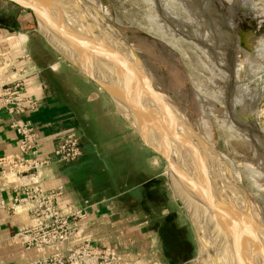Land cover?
Returning a JSON list of instances; mask_svg holds the SVG:
<instances>
[{
    "label": "rangeland",
    "instance_id": "rangeland-1",
    "mask_svg": "<svg viewBox=\"0 0 264 264\" xmlns=\"http://www.w3.org/2000/svg\"><path fill=\"white\" fill-rule=\"evenodd\" d=\"M71 1L65 2L70 15L74 19L78 17L76 21L100 42L118 46L124 49L123 55L128 60L146 65L152 76L153 92L163 97L164 102L169 100L174 105L175 113L174 110L172 113L179 117L175 120L180 123L176 127L178 129L174 131L159 118V129H151L171 151L176 150L177 145L182 150L178 149L182 154L179 159L184 172L181 180L188 184L186 181L189 179L201 195L197 197L204 214L202 235L210 247L208 254L211 256L212 250V256L220 259L224 255L218 258L216 253L228 252V258L219 260L221 264H228L226 260L235 261L232 254L235 251L242 257L253 253L256 260L253 259L257 261L254 263L264 264V0H145V3H141L144 0H100L101 5H93L86 0L100 11L81 0ZM46 2L49 3L48 0ZM20 7L9 0H0V16L10 10V20L14 22ZM54 7L63 9L56 4ZM78 12H84L85 19L79 17ZM27 18L30 21L27 25L30 43L38 57L45 63L54 59L67 63L41 35L31 13ZM147 26L159 29L161 33L165 31L167 34H163L169 38L168 43L171 40L176 47L145 32ZM155 39L162 46L156 45ZM104 55L112 69L134 83L137 89L149 93L147 84L133 77L117 57ZM169 75V79L176 76V84L171 78V86L167 87L164 80ZM84 77L91 80L108 99L112 112L117 113L120 121L118 124L110 116L100 125L110 134L120 125L124 127L127 142L122 152L130 166L129 171L135 168L142 176L157 177L152 198L146 203L137 198L126 203L123 201L124 208L119 210L120 214L126 216L132 212V216L143 221L146 213L149 222L143 229L153 232L151 240L161 263L180 264L185 256H189V262L185 264H199L196 261L199 247L195 229L183 203L184 198L171 184L166 159L147 145L142 135L124 119L110 95L91 78ZM71 84L76 88L77 83L72 81ZM79 85L77 88L80 89ZM89 87L82 86L83 92L90 90ZM166 89L173 94H168ZM180 89L185 92L184 95L182 91V98L186 104L179 103L176 98L174 92ZM177 130L184 139L178 140L177 145L173 142L171 146ZM189 170L193 171L192 174ZM119 172L124 173L123 168ZM187 187L186 194L189 193ZM168 213L172 215L169 219ZM214 219L219 224L216 221L215 224ZM220 224L225 228L224 239L220 237L224 232L215 230ZM232 233L234 241L241 237L239 245L238 240L231 243ZM171 248L185 249L186 253L183 252L179 259L171 253ZM252 261L249 264H253Z\"/></svg>",
    "mask_w": 264,
    "mask_h": 264
},
{
    "label": "crops",
    "instance_id": "crops-1",
    "mask_svg": "<svg viewBox=\"0 0 264 264\" xmlns=\"http://www.w3.org/2000/svg\"><path fill=\"white\" fill-rule=\"evenodd\" d=\"M10 12L0 16V87L23 81L27 93L39 102L35 110L22 115L39 135L40 158L49 160L35 179L46 190H61L58 205L62 214L78 208L88 214L70 242L28 248L22 231L43 219L31 212L33 201L15 202L16 195L22 194L18 186L24 180L22 174H0V264H20L65 252L85 239L111 246L132 263L151 264L158 253L151 240L153 232L143 229L149 222L146 213L141 221L132 212L125 216L119 210L124 208L123 201L131 198L145 203L151 199L157 177L142 176L135 168L129 171L122 152L127 142L123 125L112 134L100 125L110 116L120 123L108 99L68 62L54 59L45 63L40 59L30 43L28 13L20 7L12 22ZM72 81L81 88H74ZM82 86L92 88L85 93ZM0 115V158L20 155V137L11 126V118L4 111ZM70 132L80 137L83 154L72 161L58 160L54 150L60 138Z\"/></svg>",
    "mask_w": 264,
    "mask_h": 264
},
{
    "label": "built area",
    "instance_id": "built-area-1",
    "mask_svg": "<svg viewBox=\"0 0 264 264\" xmlns=\"http://www.w3.org/2000/svg\"><path fill=\"white\" fill-rule=\"evenodd\" d=\"M39 105L37 98L27 93L23 81L8 83L0 87V114L4 111L11 118V126L17 131L21 154L0 158L1 175L22 174L19 183L22 194L16 195L15 202L33 201L31 212L43 219L39 224L22 231L23 244L28 248H45L70 242L78 229L79 222L87 217L86 209H75L62 214L58 198L61 190H46L35 177L41 167L49 160L39 156L41 141L35 128L27 123L22 115L35 110ZM1 119V115H0ZM83 154L80 137L75 132L62 136L54 150V156L61 161H72ZM20 264H148L132 263L122 254L108 245L97 244L85 239L65 252H56L49 256ZM151 264H163L159 260Z\"/></svg>",
    "mask_w": 264,
    "mask_h": 264
},
{
    "label": "water",
    "instance_id": "water-1",
    "mask_svg": "<svg viewBox=\"0 0 264 264\" xmlns=\"http://www.w3.org/2000/svg\"><path fill=\"white\" fill-rule=\"evenodd\" d=\"M9 1L17 5H20L21 7L25 9H31L34 13V18L36 22L38 23L39 32H40L41 23L46 25L58 38L62 40L63 43H65L66 45L72 46L82 56L86 58H89V57L94 58L97 56L99 58L107 59V57L104 55L106 54L107 56H111L112 58L117 57L119 62L122 65H124V67L127 70L131 71V74L133 77L136 76L138 80H140L141 82H145L147 84L148 92L150 93V95L152 94L156 96L155 91L153 92V89L151 87V84H152L151 77L152 76L148 72V69L140 65L139 62L134 63L128 60L129 58L123 55L124 49L119 48L118 46L107 44L106 42H104L105 43L104 44L100 42V40H97V38L94 37L93 35H90L84 27H79L80 25H78V28H77L74 25V20L76 21L78 17L74 19V17L70 15L69 7H67V5L65 4V2L66 3L72 2L71 0H50L51 4L62 5L64 7L65 18H62L61 16L52 13L51 10H49L48 7L45 4H43L40 0H9ZM81 1L86 2L88 4L86 0H81ZM78 16L81 18H84V15L82 12L80 13L78 12ZM41 35L49 42L52 48L55 49V51H57L70 65L76 67L84 75H86L87 77L91 78L93 81L98 83L110 95V97L112 98L113 102L116 105V108L118 109V111L120 110L119 113L124 117V119H126V121H128L131 124V126L140 135H142L143 138L145 136L151 137V134L153 133L152 131L153 128L151 129V127L148 126V124H146L145 121L138 119V117L135 116V114H131L130 112H128L129 110L120 101L117 93L113 91L112 88L109 87L107 83H104V81L98 80L97 78L90 76L77 63L67 58V56H65L60 50H58L45 35H43L42 33ZM151 37H148V38L151 39ZM101 40H105V39L101 38ZM155 40H157L155 42L156 45L162 46V43H160L158 39H155ZM165 91H167L168 94L172 95V92L169 91L168 89H166ZM165 107L169 108V112L171 111L170 114L172 117L175 118V120L179 118V117H176V115L172 113V110H174V105H172L171 101L169 100L166 101ZM123 109H125L126 112L124 113L121 112V110ZM174 113H175V110H174ZM177 114L178 116H180L179 113ZM172 129L175 131L174 128ZM178 133L179 132L177 130V134L174 136V139L170 144L171 146L173 142H175V145H177L178 140L184 139V137L183 136L180 137ZM177 148L181 150V148L178 147V145H177ZM168 149H169V146L167 145L165 152L164 153L159 152V153L163 155V157L166 159L168 163V176H169V179L171 181L173 188L179 191V193H181V196L184 198L183 203L187 209V212L189 214L190 220L193 224V227L196 233V239H197L198 247H199V256H198L199 261H200L199 264H204V262L202 261V257L203 255L207 254L206 248H207L208 243L206 244L204 243V241L202 242L201 237H203V235H201L202 234L201 233L202 232L201 231V216L199 215V213H197L196 208H195L197 206V202L194 200L193 197L191 198V196H188L185 193L187 184L181 180V175L183 174L184 176V172H182L180 159H179V155L182 150L178 152V149H176L175 151H173V149L172 151ZM212 254L213 252L211 253V255Z\"/></svg>",
    "mask_w": 264,
    "mask_h": 264
},
{
    "label": "bare ground",
    "instance_id": "bare-ground-1",
    "mask_svg": "<svg viewBox=\"0 0 264 264\" xmlns=\"http://www.w3.org/2000/svg\"><path fill=\"white\" fill-rule=\"evenodd\" d=\"M43 4H45L49 10H51L52 13L54 14H58L59 16H61L62 18H65V10H64V7L62 5H58V6H61L63 9H57V7H54L55 4H51L50 1L48 0L49 3L46 2V0H40ZM91 4L93 5H101L100 3V0H88ZM149 1V0H148ZM152 1V0H151ZM171 2V1H169ZM177 2V1H176ZM175 2V3H176ZM141 3H145V0L144 2H141ZM151 3V2H150ZM148 4V5H151V4ZM181 3V2H180ZM170 4V3H169ZM143 5V4H142ZM179 5V4H178ZM170 6V5H169ZM167 6V8L169 7ZM177 6V5H176ZM149 7H152V6H149ZM154 7V6H153ZM152 7V8H153ZM171 7V6H170ZM173 7V5H172ZM175 7V6H174ZM147 8V7H146ZM84 13V12H83ZM154 16V15H153ZM185 21V20H184ZM205 21V20H204ZM207 22V21H205ZM147 24V23H146ZM186 24V23H185ZM140 25V24H139ZM142 25V24H141ZM150 25V24H149ZM145 26V25H143ZM152 26V25H151ZM155 26V25H153ZM139 27V26H138ZM162 29H164L162 26H160ZM185 27V26H184ZM193 27V26H192ZM156 28H157V25H156ZM156 28H153V27H146L145 28V32H147L148 34L150 35H153V36H156L160 39H162L164 42H167V38L164 36V34H167V33H161L159 32V29H156ZM200 28V27H199ZM141 29V28H140ZM192 29V28H191ZM166 30V29H165ZM194 30V27L193 29ZM40 32L45 35L50 41L51 43L58 49L60 50L65 56H67V58H69L70 60H72L73 62L77 63L86 73H88L90 76L94 77V78H97L98 80H101V81H104V83H107L109 87L112 88L113 91H115L120 99V101L124 104V106L127 107V109L129 110L128 112H130L131 114H135V116L138 117V119H141L142 121H145L146 124H148V126L150 127H156L157 129H159L158 127H160V124L158 122V118L159 119H162L163 121L167 122V124L169 126H171L172 128L175 129H178L176 128L177 126H180V123L178 124L177 121H175V118L173 117V119L171 118L172 116L170 115V112L164 107L162 106V104L160 105V103L158 102V98L157 96H154V95H150V93H147L146 91H143V90H139L137 89V87H135L134 83L128 81L123 75L121 74H118L117 73V70H114L112 69L109 65H108V61L105 60V58H99V57H96V58H86L84 56H82L79 52H77L72 46L70 45H66L65 43L62 42V40L60 38H58L50 29L49 27H47L46 25L42 24L40 25ZM82 32V30H81ZM191 32V31H190ZM213 31L209 32V33H212ZM218 32V31H217ZM226 33V32H225ZM218 34V33H217ZM222 34V33H221ZM178 35V34H177ZM172 36V35H170ZM217 36V35H216ZM22 39L25 41L26 39V35H23L21 36ZM169 37V36H168ZM173 37V36H172ZM177 37V36H175ZM178 38V37H177ZM172 39V38H170ZM173 39H176V38H173ZM221 39V38H220ZM180 40V39H179ZM170 46L172 47H176V45L174 43H172V41L170 40L169 43ZM118 45V44H117ZM179 45V44H178ZM169 46V45H168ZM181 46V45H180ZM179 46V47H180ZM148 47V46H146ZM174 49V48H173ZM181 51V50H180ZM158 53V52H157ZM178 53V52H177ZM183 53V52H182ZM185 54V53H184ZM166 55V54H165ZM151 56V55H150ZM156 56H159V55H156ZM154 58V57H153ZM157 58V57H156ZM98 59V60H97ZM168 59V58H167ZM158 60V58H157ZM164 60V59H162ZM170 60V59H169ZM106 61V62H105ZM159 61V60H158ZM164 62V61H163ZM168 61L165 63L167 64ZM124 66V65H123ZM172 76V75H171ZM172 78V81L174 84H176V81H174V79L176 78V76H174V79L173 77ZM161 79V78H160ZM178 83V82H177ZM171 86V85H170ZM171 88V87H170ZM181 90H177V93H180ZM251 98V97H250ZM238 99V98H237ZM124 110V111H123ZM121 110V112H126L125 109ZM120 111V110H119ZM181 121L182 118H181ZM156 124H158L159 126H157ZM163 128V127H162ZM171 128V129H172ZM153 131V130H152ZM173 132H171L172 134ZM162 136V135H161ZM144 141L147 143V145H149L151 148H153L156 152H160V153H164L165 150H166V146L167 144L165 142H161L160 139L158 138V136L155 134V132L153 131V133L151 134V137H147L145 136L144 137ZM166 141V139L164 140ZM167 142V141H166ZM175 145V144H174ZM176 147V146H175ZM178 149V148H176ZM169 150V149H168ZM175 151V149H174ZM181 154V153H180ZM182 155V154H181ZM181 169H182V165H181ZM253 170V169H252ZM189 172L192 174V170H189ZM195 175H196V172H195ZM183 174L181 175V178H182ZM245 177V176H244ZM187 179V178H186ZM198 179V178H197ZM185 180V179H184ZM199 180V179H198ZM248 180V179H247ZM253 180V179H252ZM200 181V180H199ZM188 184L187 186V191L189 192V196H191V198L193 197L194 200L197 202V206L195 207L196 208V211L197 213H199V215L201 216V233H203V228H202V224H204V221H203V217H204V214L201 213V203L199 204V199L197 196H201L198 192L197 189L194 188L193 184H191V182L189 181V179H187L186 181ZM200 186V184H198ZM258 186V185H257ZM177 192V191H176ZM187 194V195H188ZM182 199V197H181ZM183 200V199H182ZM233 201V200H232ZM234 202V201H233ZM231 203V202H230ZM235 203V202H234ZM237 203V202H236ZM234 208V206H233ZM194 209V208H192ZM235 209H237L235 207ZM237 212V210H236ZM209 213V212H207ZM211 215V214H210ZM210 218V217H209ZM212 220H213V217H211ZM209 220V219H208ZM216 220L214 219V222ZM247 221V220H246ZM210 222V221H209ZM217 222V221H216ZM215 222V224H216ZM219 224V222H217ZM230 224V223H229ZM233 226V225H232ZM205 227V226H204ZM230 227V226H229ZM217 228V230H220V233H221V230L224 232L222 233V235L220 237H222V239L226 238L224 235H225V231L223 229V227L220 225H218V227H215V229ZM231 228V227H230ZM214 229V228H213ZM233 229V228H232ZM231 229V230H232ZM216 230V231H217ZM230 230V229H229ZM234 232V231H233ZM218 233V232H217ZM219 234V233H218ZM238 234V233H237ZM202 235V234H201ZM227 235V234H226ZM240 235V234H239ZM238 235V236H239ZM204 236V234H203ZM232 236H233V233H232ZM237 236V237H238ZM243 237V236H242ZM202 238V241L204 240L206 242V239L203 237ZM234 236L232 237V240H233ZM241 238V237H240ZM239 238V240H240ZM221 239V240H222ZM236 239V238H235ZM238 239H236L237 241ZM239 240H238V243L237 245H239ZM223 241V240H222ZM236 241H231L232 242H236ZM204 242V243H205ZM230 242V241H229ZM223 243V242H222ZM231 245V244H230ZM236 245V246H237ZM226 246V245H225ZM233 246V245H232ZM238 247V246H237ZM209 245H207V249H206V253L209 252L208 250ZM226 248V247H225ZM233 248V247H232ZM239 248V247H238ZM237 248V249H238ZM228 251V246L226 248ZM231 249V247H230ZM208 250V251H207ZM211 253H212V250H210ZM230 252V251H229ZM228 253V252H227ZM231 253V252H230ZM234 260H236V258L241 259L239 253H237L236 251L234 253ZM255 255V254H254ZM212 256V255H211ZM210 254L204 256V258H202V261L204 262V264H212L214 261V259L212 260L213 257L215 256H212L211 258ZM205 259V260H203ZM206 259L208 261H206ZM255 259V258H254ZM256 260V259H255ZM219 260L216 259L215 257V262L216 264H220L218 262ZM211 262V263H210ZM238 262V261H237ZM236 262V264H238ZM254 262H257V261H254ZM259 263V262H258ZM215 264V263H214ZM241 264V263H239ZM262 264V263H260Z\"/></svg>",
    "mask_w": 264,
    "mask_h": 264
},
{
    "label": "flooded vegetation",
    "instance_id": "flooded-vegetation-1",
    "mask_svg": "<svg viewBox=\"0 0 264 264\" xmlns=\"http://www.w3.org/2000/svg\"><path fill=\"white\" fill-rule=\"evenodd\" d=\"M80 4V3H79ZM88 4H90V3H88ZM90 6H91V4H90ZM91 8H96L95 6H91ZM97 10H99L98 8H96ZM24 10H26V12L29 14V13H31V15L34 17V13H33V11L31 10V9H25L24 8ZM85 13L87 12L86 10H83ZM100 11V10H99ZM88 13H86V15H87ZM95 14V13H94ZM85 17H87V16H85ZM95 16H92V18H94ZM74 25L78 28V25H80L79 27H84L81 23H78L77 21H75L74 20ZM80 30V29H79ZM146 69L148 68V67H146V65H143ZM169 77H170V75L168 76V78H166V80H164V84L168 87L169 85H171V78L169 79ZM173 79H174V77H173ZM169 89V88H168ZM181 90V93H176V92H174L175 94H176V98H177V100H178V102L179 103H183L184 102V104H186V102L183 100V98L182 97H184L183 96V90L182 89H180ZM174 91V90H173ZM183 91V92H182ZM172 92V91H171ZM179 92V91H178ZM155 93H156V91H155ZM172 94H173V92H172ZM184 95H185V92H184ZM157 98H158V102L160 103V105L162 104V106H164L165 107V102H164V99H163V97L161 98L160 96L158 97L157 96ZM166 108V107H165ZM167 109V108H166ZM181 198V197H180ZM172 215L171 214H169L168 213V219L171 217ZM249 226H247V228H248ZM215 230H217V229H215ZM248 231H249V229H247ZM204 231V230H203ZM206 235L208 234V233H206V231L204 232ZM249 234V233H248ZM246 235V234H245ZM246 237H248V236H246ZM204 238V237H203ZM205 239H206V237H205ZM241 241H242V239H240ZM204 241V240H203ZM202 241V242H203ZM249 241H250V243L252 242V240H251V238L249 239ZM242 243V242H241ZM172 250H173V252H171V253H175V255H176V257L177 258H179L180 259V257H181V255H182V253L183 252H185L186 253V251H185V249H173V248H171ZM170 249V250H171ZM222 250H219V252H221ZM224 251V250H223ZM217 254V256H218V258H220V256H222V254L224 255L223 257H227L226 255H227V253H216ZM207 255H208V253L206 254V257H207ZM199 256V255H198ZM204 256L205 255H203V257L202 258H204ZM222 257V258H223ZM240 257L242 258V259H239L238 260V258H236V260L238 261H233V262H231V260H226L225 262L226 263H228V264H236V262L239 264V263H241V264H249V263H251V261L253 262V264H255L254 263V256H253V253H251L250 255H248V256H246V255H243V257L240 255ZM222 258H220V259H217V260H220L221 261V259ZM228 258V257H227ZM189 256H185L184 257V260L182 261V262H179L180 264H185V263H187V262H189ZM213 259H214V263H215V258L213 257ZM203 260H205V259H203ZM196 261H197V263H200L199 262V260H198V257H197V259H196ZM206 261H208L207 259H206ZM219 262V261H218ZM220 263V262H219ZM221 264V263H220Z\"/></svg>",
    "mask_w": 264,
    "mask_h": 264
}]
</instances>
